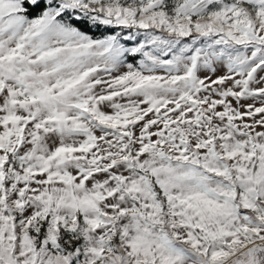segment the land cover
<instances>
[{
	"label": "snow or ice",
	"instance_id": "snow-or-ice-1",
	"mask_svg": "<svg viewBox=\"0 0 264 264\" xmlns=\"http://www.w3.org/2000/svg\"><path fill=\"white\" fill-rule=\"evenodd\" d=\"M0 264H264V0H0Z\"/></svg>",
	"mask_w": 264,
	"mask_h": 264
}]
</instances>
